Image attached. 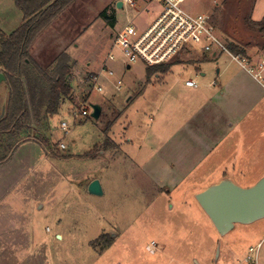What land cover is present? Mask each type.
Here are the masks:
<instances>
[{"label":"rangeland","instance_id":"374dc122","mask_svg":"<svg viewBox=\"0 0 264 264\" xmlns=\"http://www.w3.org/2000/svg\"><path fill=\"white\" fill-rule=\"evenodd\" d=\"M118 1L74 0L32 45L43 67L62 52L70 56L73 90L44 123L28 122V142L0 162V264H264V218L220 235L196 199L224 177L250 187L264 175V89L225 52L190 49L150 80L144 62L126 68L115 35L128 20L154 16L135 18L139 4L118 8ZM183 7L211 14L228 44L252 55L264 51V0H186ZM22 21L14 0H0V32L10 34ZM105 62L114 75L100 74ZM189 78L199 88H187ZM8 97L5 78L0 116ZM96 103L98 119L91 116ZM243 110L247 116L231 135L204 153L211 145L195 130L199 117ZM190 117L196 122L185 121ZM191 141L205 146L192 151ZM95 178L103 195L88 191ZM229 242L238 253L227 257Z\"/></svg>","mask_w":264,"mask_h":264},{"label":"trees","instance_id":"16d2710c","mask_svg":"<svg viewBox=\"0 0 264 264\" xmlns=\"http://www.w3.org/2000/svg\"><path fill=\"white\" fill-rule=\"evenodd\" d=\"M14 1L23 12V21L10 34L0 32V72L9 88L8 103L0 116V147H4L0 162L11 158L16 148L30 138L28 122L44 123L47 116L58 112L73 90L68 79L70 56L66 52L43 67L32 57L30 50L37 36L74 0ZM260 29L264 30V26ZM230 47L246 53L237 42H231ZM174 62L149 65L148 79L155 74H167ZM111 244L110 239L104 248Z\"/></svg>","mask_w":264,"mask_h":264},{"label":"built area","instance_id":"2783aa9c","mask_svg":"<svg viewBox=\"0 0 264 264\" xmlns=\"http://www.w3.org/2000/svg\"><path fill=\"white\" fill-rule=\"evenodd\" d=\"M121 1L123 6L136 7L139 4L135 18H142L146 14L154 16L147 23L136 24L134 19L128 20L115 35L113 45L121 51L126 68L137 61H142L148 66L170 63L182 52L193 48L214 57L220 52H225L264 89V51L252 55L232 50L229 46L231 41L228 44V40L221 37L211 14L186 10L183 7L186 0ZM114 59L115 55L110 54L109 60ZM102 73L114 75L113 68L106 62L101 67L100 74ZM98 78L99 76L95 75L93 80ZM117 84L121 85V80H117ZM186 84L199 86L194 78L187 79ZM94 86L98 91L103 90L100 83L95 82ZM81 113L88 115L89 111L84 108ZM61 126L63 130L69 129L66 121H62ZM60 148L65 149L66 146L60 143ZM156 246V241H152L148 248L154 252Z\"/></svg>","mask_w":264,"mask_h":264},{"label":"water","instance_id":"95a60500","mask_svg":"<svg viewBox=\"0 0 264 264\" xmlns=\"http://www.w3.org/2000/svg\"><path fill=\"white\" fill-rule=\"evenodd\" d=\"M117 7H123L121 0L117 2ZM217 71L219 72V69ZM4 79L5 76L1 72L0 82ZM91 108V116L98 119L102 106L96 103L91 104ZM88 191L94 195H103L104 189L100 179H93L89 183ZM196 199L219 234L226 235L236 224H251L264 218V175L250 187H242L229 177H224L198 192Z\"/></svg>","mask_w":264,"mask_h":264},{"label":"crops","instance_id":"0c3cea01","mask_svg":"<svg viewBox=\"0 0 264 264\" xmlns=\"http://www.w3.org/2000/svg\"><path fill=\"white\" fill-rule=\"evenodd\" d=\"M190 51H184L182 52L181 54L183 53H187ZM180 56V55H179ZM180 58V57H179ZM178 58V60H179ZM72 62L73 60L71 59L70 61V65H72ZM174 62V61H173ZM128 68V67H127ZM131 68V66H130ZM129 69V68H128ZM220 72V70H219ZM217 71V73H219ZM204 74V73H203ZM248 74V73H247ZM158 76V75H157ZM250 76V75H249ZM251 77V76H250ZM252 78V77H251ZM191 79V78H189ZM234 81V80H233ZM199 83V82H198ZM215 83H217L215 81ZM233 83V82H232ZM237 81L234 83V85H236ZM230 84V83H229ZM185 86H187V88H199L200 86V83H199V86L198 87H192V86H188L186 84V81H185ZM247 87L244 88V95L248 96V97H251L252 94H255V92L253 91L252 87L251 86H248L246 85ZM227 94H229V90L227 92ZM223 95H226V91L223 92ZM246 111V112H245ZM247 113L248 111L247 110H243L242 112H230L229 111V114L227 115H222L220 113H216V112H212V113H206V115H204L203 118H200L199 117V121H197L198 125H194L195 127V130L197 131V133L199 134V136L201 135H204V141L207 143L206 146H210L208 148H204L203 152L206 153V152H211V151H216L218 149V147L220 146L221 144V139H226L228 138L232 131H233V128H234V125L236 123H238L237 125H239V122L241 120H243L244 118H246L247 116ZM232 114H233V117L234 119L236 120V122H233L231 119L232 118ZM237 117V118H235ZM186 122H189L190 124H192V122H196V120L194 119V117H190L189 119L185 120ZM232 121V122H230ZM185 122V123H186ZM230 122V123H229ZM198 129V130H197ZM187 129H185L184 131H186ZM218 130H220L222 133V135L220 133H218ZM185 133V132H184ZM187 136L188 133H187ZM220 137V140L219 138ZM28 142V141H26ZM187 142H189V140H187ZM25 142H23L22 144H24ZM22 144H20L17 148H16V151L15 153L17 152V150L19 148H21ZM191 144V148H192V151L194 150V148H201V145L203 143H196L195 141H191L190 142ZM223 144V143H222ZM205 145L203 144V147ZM211 148V149H210ZM15 153H13L15 155ZM13 155V156H14ZM13 158V157H12ZM11 158V160H12ZM225 176V175H224ZM91 182V181H90ZM178 186H179V182H178ZM212 222V221H211ZM223 252L224 254L227 256V257H230V256H233L234 254L238 253V246L237 244H233V243H227L226 245H224V248H223ZM222 256V249H221V252H220V255H219V258H218V261H220V258ZM251 256V255H250ZM248 258L249 255H248ZM241 262V261H240ZM239 262V263H240Z\"/></svg>","mask_w":264,"mask_h":264}]
</instances>
